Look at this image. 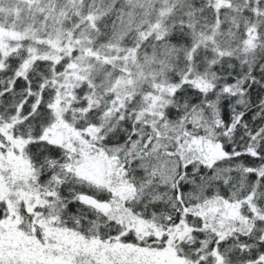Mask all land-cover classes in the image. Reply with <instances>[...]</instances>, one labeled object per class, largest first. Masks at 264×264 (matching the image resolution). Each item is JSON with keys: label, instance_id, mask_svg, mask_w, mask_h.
I'll return each mask as SVG.
<instances>
[{"label": "snow or ice", "instance_id": "obj_1", "mask_svg": "<svg viewBox=\"0 0 264 264\" xmlns=\"http://www.w3.org/2000/svg\"><path fill=\"white\" fill-rule=\"evenodd\" d=\"M0 264H264V0H0Z\"/></svg>", "mask_w": 264, "mask_h": 264}]
</instances>
